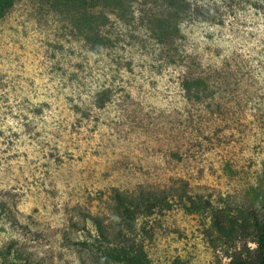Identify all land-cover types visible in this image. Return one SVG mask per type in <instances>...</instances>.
Wrapping results in <instances>:
<instances>
[{"label":"rangeland","instance_id":"1","mask_svg":"<svg viewBox=\"0 0 264 264\" xmlns=\"http://www.w3.org/2000/svg\"><path fill=\"white\" fill-rule=\"evenodd\" d=\"M186 1L182 19L123 0L101 51L75 28L79 0H16L0 20V264H104L127 242L115 194L142 190L177 202L142 235L152 264L254 254L240 227L264 209V0ZM197 79L201 100L183 89ZM186 195L212 207L190 214Z\"/></svg>","mask_w":264,"mask_h":264},{"label":"trees","instance_id":"2","mask_svg":"<svg viewBox=\"0 0 264 264\" xmlns=\"http://www.w3.org/2000/svg\"><path fill=\"white\" fill-rule=\"evenodd\" d=\"M15 1L0 0V20L12 9ZM79 4L80 13L76 18L75 28L79 30L84 41L93 51H101L107 48L110 42L104 33V28L108 24L109 14L116 15L123 7V0H79ZM166 4L177 16L182 15V19L187 17L191 10V4L186 0H167ZM171 20L169 18L158 21L160 35H168L172 26ZM183 89L197 100H201L208 91L207 85L202 79L185 81ZM194 91L196 93L192 94ZM114 199V211L117 218L125 224L124 230L128 232L125 236L127 242H121L112 248L105 249L102 254V263L152 264L142 244L144 237L142 235L148 237L153 235L148 230L149 224L159 215L172 210L177 205L175 197L170 190H142L136 195H124L118 192ZM182 207L186 212L196 214L209 211L212 204L202 198L196 199L186 195ZM252 218V222L250 219H246L240 229L242 232L251 233L250 235L253 236V242L256 245L254 254H249L250 257H245L243 252L232 254L228 264H264V209L261 211V215L253 213ZM91 219L106 240L104 221L99 217H91ZM237 225L238 222L230 221L229 225L226 226L218 217L214 218V227L222 237L230 236L236 232L238 230ZM135 231L141 234L140 238H136Z\"/></svg>","mask_w":264,"mask_h":264}]
</instances>
